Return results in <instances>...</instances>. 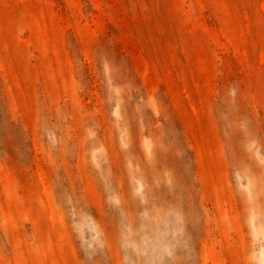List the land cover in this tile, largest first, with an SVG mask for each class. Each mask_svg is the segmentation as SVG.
Listing matches in <instances>:
<instances>
[{
	"label": "rangeland",
	"instance_id": "obj_1",
	"mask_svg": "<svg viewBox=\"0 0 264 264\" xmlns=\"http://www.w3.org/2000/svg\"><path fill=\"white\" fill-rule=\"evenodd\" d=\"M0 264H264V0H0Z\"/></svg>",
	"mask_w": 264,
	"mask_h": 264
}]
</instances>
